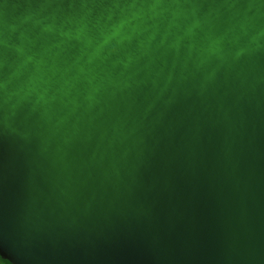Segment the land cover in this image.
<instances>
[{
    "label": "water",
    "instance_id": "1",
    "mask_svg": "<svg viewBox=\"0 0 264 264\" xmlns=\"http://www.w3.org/2000/svg\"><path fill=\"white\" fill-rule=\"evenodd\" d=\"M186 87L147 115L144 89L136 130L111 145L94 130L43 152L35 116L13 124L28 139L0 123L3 264H264V82Z\"/></svg>",
    "mask_w": 264,
    "mask_h": 264
},
{
    "label": "clouds",
    "instance_id": "2",
    "mask_svg": "<svg viewBox=\"0 0 264 264\" xmlns=\"http://www.w3.org/2000/svg\"><path fill=\"white\" fill-rule=\"evenodd\" d=\"M26 3L18 15L0 5V123L17 132L18 117L35 116L43 152L94 130L109 145L127 139L144 89L147 115L188 85L203 95L221 74L247 90L264 82L253 60L264 52V0Z\"/></svg>",
    "mask_w": 264,
    "mask_h": 264
},
{
    "label": "trees",
    "instance_id": "3",
    "mask_svg": "<svg viewBox=\"0 0 264 264\" xmlns=\"http://www.w3.org/2000/svg\"><path fill=\"white\" fill-rule=\"evenodd\" d=\"M1 264H3V262L0 260Z\"/></svg>",
    "mask_w": 264,
    "mask_h": 264
},
{
    "label": "rangeland",
    "instance_id": "4",
    "mask_svg": "<svg viewBox=\"0 0 264 264\" xmlns=\"http://www.w3.org/2000/svg\"><path fill=\"white\" fill-rule=\"evenodd\" d=\"M0 264H1V262H0Z\"/></svg>",
    "mask_w": 264,
    "mask_h": 264
}]
</instances>
